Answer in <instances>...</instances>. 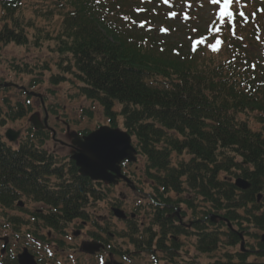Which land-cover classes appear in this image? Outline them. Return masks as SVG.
<instances>
[{
    "label": "trees",
    "instance_id": "16d2710c",
    "mask_svg": "<svg viewBox=\"0 0 264 264\" xmlns=\"http://www.w3.org/2000/svg\"><path fill=\"white\" fill-rule=\"evenodd\" d=\"M22 1H1L6 18L0 29V45L42 50L53 42L60 73L50 83L57 87L73 76L80 95L101 106L110 127L119 128L122 119L123 130L136 141L139 155L146 158V176L155 184L154 203L161 201L167 207H155L153 222L146 229L130 222L129 234L124 237L132 245L143 253L158 251L173 259L181 251V236L197 238V251L211 254L222 247L223 236L227 247L240 244L243 220L248 228L264 231V56L250 51L256 42L264 45V0H244L261 6L252 13L242 10L233 20L226 19L209 36L191 38L187 48L173 38L160 40L167 33L162 34L150 20L152 14L146 9L138 14L122 0H42L52 5L38 16L45 24L21 17ZM54 12L62 23L51 30L57 15ZM145 13L147 18L138 20ZM146 28L148 33L142 32ZM198 40L204 43L197 45ZM218 41L222 43L214 52L211 45ZM261 51L264 55V47ZM22 68L25 70H15L27 75L36 71L29 65ZM33 82L31 88L41 83L39 79ZM8 110L3 115L0 107V127L32 113L31 107L26 109L22 104L8 106ZM240 116L254 118L262 130L253 131ZM48 138L46 131L35 133L41 146ZM36 144L29 137L14 150L0 131V206L14 210L22 196L43 204L50 208L49 213L40 215L44 226L57 233L74 220H89V207L106 198L104 185L80 176L73 161L66 167L59 165L56 157ZM173 155H187L190 160L172 166ZM232 178L247 180L251 188L238 190ZM53 179L56 185H52ZM186 187L212 205L202 219L192 222L195 232L167 215L175 213L177 203L196 209L189 200L165 198L170 193L183 194ZM213 211L225 221L211 223ZM19 222L12 218L14 225ZM227 223L239 227L241 233L230 231ZM210 227L219 228L214 231ZM221 227L228 233L221 234ZM260 249L257 254L264 258V243ZM114 252L130 254L118 249ZM250 257L246 248L242 253L226 254L225 260L214 264H264L250 262Z\"/></svg>",
    "mask_w": 264,
    "mask_h": 264
},
{
    "label": "rangeland",
    "instance_id": "374dc122",
    "mask_svg": "<svg viewBox=\"0 0 264 264\" xmlns=\"http://www.w3.org/2000/svg\"><path fill=\"white\" fill-rule=\"evenodd\" d=\"M1 1L2 0H0V29L3 27L4 19L6 18L1 8ZM22 2L23 5L19 11L21 17L32 19L40 24H45L43 20L41 21L38 18V16H41V13L43 12L46 13L49 10L48 8H52V5L49 6V2L42 0H23ZM122 2H127L128 6L132 10L146 9L147 12L149 11L153 15H151L152 17L149 15L150 20L155 23L158 29L161 28L162 19L163 21L165 19L169 20L167 23L164 21V27L166 28L161 30L163 34L167 33L166 37H163L164 39L160 40L172 41L173 38L176 43H180V45H183L184 48H187L190 45L191 38L211 34L212 31L220 24L219 17L216 14L218 6L214 8V6L210 3V0H171L168 6H165L161 0H122ZM246 4L247 5H245L244 0H235L237 13L241 10H245L247 13H252L256 11L259 6H261L255 1ZM146 13L140 16L138 20L146 19ZM173 13H175L174 16L172 15ZM54 14H57V12H54ZM168 14H171L170 19L168 18ZM52 20L51 30L59 28L62 23V18L57 14ZM262 24H264V18ZM193 29H196V31H193ZM147 31L148 29L146 28V30L144 29L142 32L148 33ZM155 31L157 34L158 30ZM248 36L251 37L252 34H249ZM256 44L257 46L255 48L251 47L252 49L250 51H253L257 57L261 58V53L262 56H264L263 51H261L264 45L261 43L258 44L257 42ZM52 47H54L53 42L46 43L42 50L27 49L18 47L14 44L9 46L0 45V83H11L15 85V87H11L8 90L0 89V107L3 110V115L8 113V106L15 108V106L19 103L23 104L25 108H27L28 105L33 108L32 114H29L26 118L16 122L8 121L7 125L0 128V131L5 142L9 146L17 147L22 145L30 130H32L33 118L36 119L42 127L45 126L44 124L46 122L49 129L56 132L55 134L57 137L56 141H53L52 135H50V140L46 142L43 148L54 153L61 159L62 157H67L71 154L70 148L66 146L67 144H70V139L66 133L67 127H69L70 133L80 134L84 131L92 132L101 126H107L108 121L104 117L103 110L97 102L89 101L80 95L78 89L79 84L73 76L69 77L67 83L57 87L50 83L51 78L60 73L56 67L59 63V57L53 51ZM26 65L34 67L36 71L31 75H27L20 74L15 70L18 67L23 69L22 67H25ZM45 66H48L50 70L43 71L42 69ZM35 79H39L41 83L37 85L36 88L31 89V85L34 83L33 81ZM28 91L34 92L38 96L40 95V97L36 96L31 100H28L26 94ZM6 101L8 104L5 103ZM42 103H44V106ZM45 109H47L49 113L47 117L45 116ZM50 111H53L54 113ZM115 111H118V109ZM88 113H90L91 116L90 114L88 115ZM240 119L248 122L253 131L260 132L262 130V126L259 125L254 118L247 120L246 117L240 116ZM122 124L123 121L120 119V129H123ZM9 129L21 133V136L18 138L16 144L7 142L5 138V134ZM59 142H63L66 145L62 146ZM134 145L136 147V141H134ZM61 160L64 161L63 159ZM182 160L189 161L190 157L187 155L182 157L173 155L172 166H177V164ZM238 161L241 160L238 158ZM146 166V158L139 155L136 164H130L126 167V171L129 175H131L130 177H132V181L135 186L132 190L123 182L110 189L104 188L106 194L105 200L97 204L93 203L88 209L89 215L93 217L90 220L91 223L89 222L86 225L85 230H83V236L77 239L69 238L66 245L71 248H66L65 250L57 249L56 247L51 246L52 253L55 255V259L59 260V262L55 259H50L48 254L46 255L42 253L41 256L46 258L47 262L49 261L48 264H60V262L63 264H105L108 259L105 254H102V257L99 260L98 258L96 259L95 257L84 255L79 250L81 244L84 242L91 247H95L94 241L89 238L91 234L96 233V228L93 225V222H96V220L99 223V226L104 225V228H107L109 233L112 234V248L132 253L129 255L128 261L123 260V258L117 256V254L113 255L109 260L110 264H156L153 261L152 256L146 252L143 253L141 250H138L136 246L130 243L128 238L124 237L129 234V227L126 222L118 220L112 213L113 208L121 209L127 214V216H130V214L137 215L136 220L138 225H141V223L144 225L142 226V229H146L151 226V211H136L139 204L142 202V204L145 205L150 199V196L154 193L155 184L146 176ZM56 183L57 181L53 179L52 185H56ZM187 188L188 187L185 188V192L183 194L178 196L175 194L171 195L174 201L189 200L193 202L196 209H189L186 204L179 205L181 213H184L186 216V223L202 219L205 212L212 210L211 204L205 203L201 198H197V196ZM165 198H167V196ZM21 201L24 203L25 213L47 210L43 206L29 202L24 197ZM3 213H11L9 214L11 215L9 217L14 216L20 218L24 217L25 214L17 209L15 211L3 212L2 208H0V237L9 236L10 247L14 250L16 249L17 243L15 244L11 228L3 227V224H10L8 218H4ZM215 213L217 212H214V214ZM238 213L240 216L244 217L243 211H239ZM216 215L220 214L218 213ZM94 218L96 219L95 221ZM242 227L244 228V232L242 233L245 238L246 248L249 252L251 251L249 261L264 262V258L259 257L257 254L261 250L260 243L261 237L264 235V231L252 226L248 228V224L244 220L242 222ZM217 228L219 227H210V230L217 231ZM234 228L241 233V229L239 227ZM22 231H27V229L22 228ZM156 231L158 230L156 229ZM220 232L221 234H225L228 233V230L225 227H221ZM43 234L47 235L48 231L46 230ZM107 236L109 237L108 234ZM144 238L145 237L143 236L140 239ZM221 241L222 247H220L217 251L211 254H201L196 248L197 238L180 237L182 248L179 254L172 259L169 255L157 251V259H159L158 264H214L217 261L225 260L226 254L235 255L240 253V245L236 247L226 246V243L228 242L226 236H223ZM0 247H2L1 241ZM171 259L174 260V262H170Z\"/></svg>",
    "mask_w": 264,
    "mask_h": 264
},
{
    "label": "water",
    "instance_id": "95a60500",
    "mask_svg": "<svg viewBox=\"0 0 264 264\" xmlns=\"http://www.w3.org/2000/svg\"><path fill=\"white\" fill-rule=\"evenodd\" d=\"M11 85H5L10 87ZM35 127L39 129V123L32 120ZM19 133L9 130L6 134L11 142H16ZM75 148L72 160L79 168V173L92 181H101L107 184H117L119 179L128 181L121 174V164L124 161L136 162V149L132 145L131 136L119 129L101 127L90 135L81 139L78 135H72ZM236 187L246 191L251 185L244 179H237ZM115 215L120 219H126L124 212L114 210ZM216 217H213V221ZM264 241V237H263ZM244 249V242H242ZM21 264H36L34 258L27 251L20 257Z\"/></svg>",
    "mask_w": 264,
    "mask_h": 264
},
{
    "label": "flooded vegetation",
    "instance_id": "af4514ba",
    "mask_svg": "<svg viewBox=\"0 0 264 264\" xmlns=\"http://www.w3.org/2000/svg\"><path fill=\"white\" fill-rule=\"evenodd\" d=\"M67 147L70 148L69 146ZM0 208H2L3 212H8L3 207ZM170 209H172V207H170ZM9 214L11 213H3L4 218L11 216ZM23 214H25L24 217L27 219H25L24 217L21 218L17 217L19 218L18 221L20 220L21 222V223L19 222V225H12L10 221H9L10 224L8 225L3 224V227L11 228L12 235L14 236L15 244L17 243V245H16V249L12 250V248L10 247L9 236L0 237V241L2 242V247H0V264H20L19 257L24 252V250H27L31 255H33L37 260L38 264H48L49 261L47 262L46 258H43L41 254L46 253V249L50 245L56 247L57 249H60L61 245L64 246L66 244L67 236L66 235L54 236V239L57 240V244H51L50 241L52 240L53 235L48 232L47 237H45V235L43 234L46 230H45L44 222L40 217V215H43L44 213H23ZM167 215L172 220L178 219L179 222L182 223L183 217L181 210H179V213H174V214L167 213ZM87 224L88 222L85 221H73L71 224L68 225V227L70 228L72 235H75L76 233H80L79 237H81L83 236L82 235L83 230H85ZM104 227H105L104 225L103 226L100 225L99 228L98 227L96 228V233H95L97 238L102 239L103 241H98L97 239L92 238V235H90L89 239H91L94 242H99V243L101 242L105 246L106 243H111V241H107V238L105 237L106 233L108 232L107 231L108 229ZM22 228H26L27 231H22ZM108 235L112 237V234L108 233Z\"/></svg>",
    "mask_w": 264,
    "mask_h": 264
},
{
    "label": "snow or ice",
    "instance_id": "6c2138e0",
    "mask_svg": "<svg viewBox=\"0 0 264 264\" xmlns=\"http://www.w3.org/2000/svg\"><path fill=\"white\" fill-rule=\"evenodd\" d=\"M165 3H168L169 0H164ZM210 3L214 6H218V12L217 15L219 17L220 21H225L226 19L232 18L234 19V11H233V0H210ZM173 16L175 13L172 14ZM241 16H243V13H240ZM193 31H196V29H193ZM197 45L204 43V41H197ZM222 42L218 41L217 45H211L212 51L216 52L219 51L218 45Z\"/></svg>",
    "mask_w": 264,
    "mask_h": 264
}]
</instances>
